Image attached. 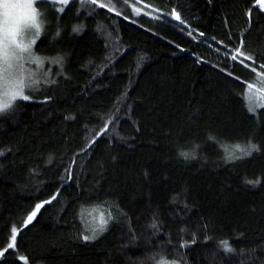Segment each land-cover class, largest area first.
I'll return each mask as SVG.
<instances>
[{
    "label": "trees",
    "instance_id": "trees-1",
    "mask_svg": "<svg viewBox=\"0 0 264 264\" xmlns=\"http://www.w3.org/2000/svg\"><path fill=\"white\" fill-rule=\"evenodd\" d=\"M111 1L35 3L34 50L59 63L0 113V250L18 229L0 264H264V108L245 98L264 88V11ZM236 144L258 150L230 159ZM89 208L112 219L85 241Z\"/></svg>",
    "mask_w": 264,
    "mask_h": 264
},
{
    "label": "snow or ice",
    "instance_id": "snow-or-ice-1",
    "mask_svg": "<svg viewBox=\"0 0 264 264\" xmlns=\"http://www.w3.org/2000/svg\"><path fill=\"white\" fill-rule=\"evenodd\" d=\"M35 2L36 0H0V113H5L13 108L17 100H29L31 97L26 95L25 91L32 89L37 83L36 80L31 78V74L28 76L23 74L22 65L20 64V61L24 60L26 57L34 61L36 64L41 63V58L31 55V49L33 48L35 41L24 42V32L26 30H34V35L37 39L41 35L42 25L39 21L40 14L35 8ZM59 2L67 5L69 0H59ZM117 2H119V0H117ZM124 2L127 3V0H124ZM91 4L93 6L98 5V7L102 9L106 7L105 4L99 3L98 0H91ZM254 4L258 5L259 9L264 10V0H254ZM107 7L109 11L114 10V7L111 6V2ZM134 10L137 13L141 11L139 8H135ZM250 13L251 9L249 10V15ZM170 14L174 19L183 23L180 14L175 9H173ZM189 35H191V33H189ZM201 35H203V33H201ZM241 44H243V41H241ZM237 55L244 56L247 60L254 59L252 56H245V53L239 47L235 49L232 59L236 60ZM241 63L243 64V60ZM244 66L246 68L248 67V65ZM260 67L264 68V64H261ZM253 71H255V69H253ZM229 75H231V73H229ZM237 79L239 78L237 77ZM259 83L264 84V73H260ZM255 88L256 85L252 83L247 84L249 92L246 98L249 101L250 112L253 111L252 90ZM259 91L264 93V88L259 89ZM260 107L264 108V105H260ZM106 127L107 125H105V128ZM101 131H103V129ZM232 149L233 151L229 152L230 159L239 158L236 153H239L240 156H250L253 151L258 150L255 144H249L246 147L236 144L232 146ZM0 155H3V152H0ZM181 155L188 158L191 153L182 152ZM69 178H71L70 170ZM258 182L259 181H256L255 183ZM249 183L253 182L249 181ZM55 199L56 196H53L50 200L36 204L35 209L24 220V226L29 225L33 221L43 205L50 204L52 200ZM90 214L91 213H89V215ZM111 219L112 217L110 213L106 219L104 213L100 212L98 217H94V220L97 222L91 228L93 234L91 236L84 235L83 239L85 241L95 239L99 232H103L105 230L106 225ZM17 235L18 229L13 227L11 229V235L6 248L3 251H0V260L4 258V255L8 250L15 249ZM222 245L225 251H232L227 241H223ZM18 259L24 261V264H28L27 257L21 255ZM158 264H168V261L161 258Z\"/></svg>",
    "mask_w": 264,
    "mask_h": 264
},
{
    "label": "rangeland",
    "instance_id": "rangeland-1",
    "mask_svg": "<svg viewBox=\"0 0 264 264\" xmlns=\"http://www.w3.org/2000/svg\"><path fill=\"white\" fill-rule=\"evenodd\" d=\"M37 1H39V0H36V2ZM48 1L56 3L59 7H64V4H61L59 2V0H48ZM98 2L103 3L106 6H108L110 4V2H112V1L111 0H98ZM111 6L114 7V4L111 3ZM35 8H36V6H35ZM39 21L42 25V30H41V33H42L43 22H42L41 15H39ZM33 40L35 42L37 40V38L34 35V30H26L24 32V42L33 41ZM34 45H35V43H34ZM34 45H33V48L31 49V55L34 57L41 58V63L36 64L34 61H32L31 59H28L27 57L24 60L20 61V64L22 65L23 74L25 76H28L29 74H31V78L37 81V83L35 84V86L32 89H28L25 91L26 95H29V92L31 90H33L34 88H36L40 83H42V82L44 83V81L48 80V77L50 76L49 73H50L51 69L53 68L54 65L58 66L57 63H59L58 60H56L54 58H49V57H44V56L39 55L34 50ZM50 67H52V68L50 69ZM248 92H249V90L246 89L245 98L247 97ZM252 94H253V101H252V108L253 109L260 107V105H264V98H262V97H264V93H261L258 89L255 88L252 90ZM246 101L249 105V101L247 100V98H246ZM231 151H233V149ZM40 203H42V202H40ZM34 209H35V207H34ZM89 213H91V214L89 215ZM99 214H100V212L96 211L94 208H91V209L89 208V209L83 210V212H82L83 216L81 219H82V222H83V225L85 227L87 235L91 236L93 234L91 231V228L97 222L96 220H94V217H98ZM0 251H3V250H0ZM165 260L168 261V264H177L176 262H174L172 260H167V259H165ZM158 262L156 264H158Z\"/></svg>",
    "mask_w": 264,
    "mask_h": 264
}]
</instances>
